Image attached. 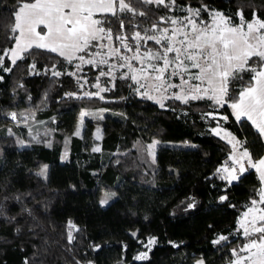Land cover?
Instances as JSON below:
<instances>
[{
	"label": "trees",
	"instance_id": "16d2710c",
	"mask_svg": "<svg viewBox=\"0 0 264 264\" xmlns=\"http://www.w3.org/2000/svg\"><path fill=\"white\" fill-rule=\"evenodd\" d=\"M25 1L30 0H0V55L13 42L14 12ZM202 4L221 11L233 24L241 22L238 12L248 20L255 11L264 20V0H176L170 7L134 3L145 16L120 13L96 18L106 19L104 26L113 34L130 37L135 30L159 24V17L178 18L186 13V5ZM209 15L210 11H201L196 19L206 21ZM76 60L69 63L34 47L15 65L5 56L0 66V264H196V259L230 264L233 249L245 238L238 234L236 217L257 199L259 180L251 168L232 184L220 178L216 170L227 162L230 145L210 127L220 124L228 129L253 159L264 150L259 132L246 117L237 121L228 105L215 106L227 120L208 116L214 106L207 99L182 103L170 98L162 108L137 93L119 70L111 83L104 80L107 91L84 96L78 92L79 76L91 88L100 67L81 64L75 71ZM33 63L36 68L31 72ZM53 71L61 75L54 76ZM243 75L245 83L250 80V73ZM232 87L238 95L241 82ZM20 102L33 118L51 124L48 138L20 144L16 134L24 128L6 130L10 106ZM82 106H101L104 111L83 117L81 133L69 135L66 155L61 157L64 135ZM94 125L107 128L98 152L89 150ZM152 137L183 143L158 142L153 160L146 147ZM45 165V174L39 175ZM105 191L115 195L101 206L99 197ZM221 196L227 199L221 201ZM190 203L193 208H188ZM69 220L78 231L69 228ZM69 231L74 236L71 242ZM220 236L227 239L214 244ZM150 237L156 243L146 247ZM143 252L147 259H136Z\"/></svg>",
	"mask_w": 264,
	"mask_h": 264
},
{
	"label": "snow or ice",
	"instance_id": "6c2138e0",
	"mask_svg": "<svg viewBox=\"0 0 264 264\" xmlns=\"http://www.w3.org/2000/svg\"><path fill=\"white\" fill-rule=\"evenodd\" d=\"M134 3L170 7L176 4V0H34L31 3L22 2L14 13V25L11 27L12 32L19 34L13 37L14 47L5 49L4 54L0 55V66L4 64L5 56H8L9 52L11 63L15 65L34 47L56 53L69 63L75 58L81 64L93 66L109 64L105 57L118 56L123 61L118 64V67L128 69V72L124 73L121 78H130L138 84L139 88L136 89L138 93L146 85L155 91L163 89L165 92L170 88H181V91L173 93L172 97L162 95L157 98L149 95L148 91L140 93L159 103L162 108L165 106L163 101L170 98L180 100L182 103L207 99L212 101L214 106V111L207 115L215 119V106L228 105L237 121L246 117L259 132L260 137L264 138V20L260 19L254 11L253 19L249 22L244 19L242 12H238L241 23L233 24L230 17L225 16L219 10H209L207 5L202 4L200 8H191L186 5L185 10L189 13L188 16L179 20L159 17L160 21L167 19L174 26L171 30L167 27L160 28L159 24L154 22L151 29L144 30L143 36L141 32L135 31L129 37L122 34L114 36L112 28L104 26L108 21L96 18L97 14L118 16L120 13H132L133 17L145 16L146 12L138 10L133 6ZM201 11H210L211 23L196 19ZM178 24L180 26L176 27ZM38 26H43L46 31H38ZM120 28L123 32L124 20L120 21ZM152 30H155L158 35H149L148 32ZM113 37L119 41V47L97 43L103 39L113 40ZM129 40L134 43H129ZM148 41H155V44L161 47L156 50L145 48ZM90 47H99L107 51H97L90 54L92 58H86ZM121 47L128 52H133V55H124ZM142 48H144L143 52H141ZM78 53L84 54L77 55ZM96 57L99 59H95ZM133 61H136L140 67L134 66ZM76 67L79 69L80 65ZM115 67L117 65H109V71H101L100 76H111ZM35 68V63L30 65L31 72H34ZM193 69L196 71L193 72ZM4 71L8 72L11 69L4 68ZM244 73L251 74L250 80L246 83ZM53 75L59 76L61 73L53 71ZM69 75H75V73H69ZM176 76L181 78L180 85L170 83L172 77ZM0 79L3 78L0 77ZM237 80L241 82L238 95L232 87ZM97 81L98 83L93 86L98 87L99 91L85 92L84 96H99L100 92L108 90L100 87L99 77ZM190 81H199V83H190ZM183 86H187L186 91ZM66 95L75 94L67 93ZM100 98L103 99V97ZM10 115L13 119L16 118V113H10ZM85 115L88 113H81V117ZM221 118L228 119L227 116ZM211 131L217 136H221L223 132L222 138L227 139L232 147V154L228 157L232 161V166L229 167L226 164L217 168L216 172L221 174L220 178L232 184L251 168L256 170L261 184L264 185V156L254 160L247 146L237 153V148L242 145V141L237 140L232 133L220 129L219 126L212 128ZM75 134L79 135V130ZM96 138H100L99 129H97ZM157 143L154 140L148 145L149 154L153 156V160ZM92 150L98 152L100 148L94 147ZM245 161L247 166H245ZM46 168V165L43 166L38 174L44 175ZM114 195L115 193L105 194V198L100 201L101 206L106 205L110 196ZM259 195L260 200L253 199L252 207H249L242 214V218L237 221L243 229L247 243L243 244L239 252L233 249L236 259L230 264H264V208L256 207L258 203L264 204V187L259 190ZM225 199H227L226 196L220 197L221 201ZM193 207L194 203L188 204V208ZM2 214L3 211L0 208V215ZM250 214H253L251 220L248 219ZM68 226L71 230H79L71 220L68 221ZM135 235L133 233V236ZM68 239L69 242L74 239L72 231H69ZM225 239L227 238L220 236L213 243L218 244ZM155 243L156 238L150 237L146 247ZM245 252L247 255H242ZM147 257L148 253L143 252L136 259L143 260ZM197 264H203V261H198Z\"/></svg>",
	"mask_w": 264,
	"mask_h": 264
},
{
	"label": "rangeland",
	"instance_id": "374dc122",
	"mask_svg": "<svg viewBox=\"0 0 264 264\" xmlns=\"http://www.w3.org/2000/svg\"><path fill=\"white\" fill-rule=\"evenodd\" d=\"M188 15H189V13L186 11V13L184 15H182V16H180L178 18H174V17H172V18L179 20V19H181V18H183L185 16H188ZM252 19H253V16L251 18H249L248 20H246V21H249L250 22V21H252ZM205 22L211 23V17H210V15H209L208 20H206ZM240 23H237V24H240ZM159 26H160V28L167 27L170 30H171L172 27H174L173 25L170 24V22L168 20L160 21L159 22ZM179 26H180L179 24L176 25V27H179ZM245 30H246V26H245ZM43 31H46V29L44 28ZM135 31H137V30H135ZM135 31H133L131 33V35ZM139 32H141V35L142 36L144 35V31H139ZM115 34H121V33H115ZM115 34H114V36H115ZM148 34L149 35H158V33L155 30L149 31ZM128 42L129 43H134L131 40H129ZM97 43L107 44L109 47H119L120 46L119 41H116L114 39V37H113V40L103 39V40L98 41ZM253 43H255V41H253ZM14 45H15V43L11 44L6 49H11L12 47H14ZM160 47H161L160 45H156L155 44V41H148L146 43V45H145V48H151L153 50L159 49ZM97 51H107V49H100L99 47H90L88 49V54H86V58H92L90 54L91 53H94V52H97ZM143 51H144V48L141 49V52H143ZM121 52L124 55H128V56L133 55V52H128L127 50L123 49L122 47H121ZM81 54H84V53H78L77 55H81ZM10 55H11V53L9 52V55H8L9 58H10ZM105 58L108 59L109 64H98L100 68H99L96 76L94 77V79L90 83L91 86H92L91 88L89 87V84L88 83L87 84L85 83V77L83 75L82 76H79L80 80H79V91L78 92H80V93H85V92L95 93V92H98L99 91V88L93 86V85H96L98 83L97 77H99V85H100V87H103L104 88V85H105L104 84V80H106L107 83H111L112 77H113L114 72L116 70H119L122 73L128 72V69L126 67L125 68H119L118 67V64L123 63V61L120 60V58L118 56H116V57L108 56V57H105ZM95 59L98 60L99 57H96ZM132 63H133L134 66L140 67V65L136 61H133ZM76 65H81V62L78 59L76 60ZM109 65H117V67L114 68L112 75L111 76H100V72L101 71H103V72H108L109 71ZM76 70H78V69L75 66V71ZM192 71L195 72L196 70L193 69ZM180 79L181 78L179 76L172 77L170 83H173V84H176V85H180ZM132 82H133V86H134L135 90L137 88H139V85L138 84H136L134 81H132ZM141 83H144V81H141ZM190 83H199V81H190ZM165 87H166V85H165ZM183 87H184V89L186 91L187 90V86H183ZM144 91H148L149 95H152V96H155L157 98H160L162 95H165V96H173V93H179L181 91V88L180 87L170 88V89H168L165 92L163 89H161L160 91H155L150 86L146 85L145 88L140 89V93H142ZM21 106H24L22 104V102L15 103L13 106H10V110H9L8 114L10 115V113H16V118L15 119L11 118L10 121H7L5 123L6 124V130L12 131V130H14V127H19V129L21 127H23L24 129H20L19 130V133L16 134L17 135V138H18V141H19L20 144H23L26 141L31 140V139L32 140L33 139H42L43 140L44 138L45 139L48 138L49 137L50 128H51V124L49 122H47V121H44L43 118H41V119H35V118H33L32 117L33 116L32 112L30 110H28L27 108H22ZM19 107H20V109H19ZM103 111H104V107H101V106H82V107H80L78 109L77 116H76V118L74 120V124H73L72 129L68 133H66L64 135V138H63V146H62V151H61L62 152V156L61 157H64L66 155V151L68 149L69 135L70 134H75L77 132V130H79V134L81 133V127H82V124H83V117H84V116L81 117V113L82 112H86V113H88V115H98V114H101ZM209 112H213V111H208L207 113H209ZM215 113H216V115H220L221 117L225 116V114L224 113H221V112L215 111ZM218 126H219L220 129H224L227 132H230L228 129L224 128L220 124H214L210 128L211 129L212 128H217ZM97 129H99V137L107 131V128L106 127L100 126V125H94L91 128V139L92 140H91V144L89 146V150H92L94 147H99L100 148V138L99 139L96 138L97 137ZM230 133H232V132H230ZM232 135L234 136L233 133H232ZM222 136H223V132H221V138H222ZM154 140L157 141V142H166V143H175V144H182L183 143L181 141H173V140L159 141V140H157V138L152 137L150 139V141H148L147 144H146L147 150H148V145L151 144ZM224 140L227 141V139H224ZM21 141L23 143H21ZM239 152L240 151L237 148V153H239ZM148 153H149V150H148ZM230 154H232V147H231V145H230V150L228 152V156ZM226 164L229 167H231L230 161L229 162H226ZM226 164H222L221 166H224ZM260 187L262 188V187H264V185L261 184ZM105 194H109L110 195V192H108V191L107 192L106 191L103 192L102 193V197L101 196L99 197V202L101 201V199L105 198ZM256 200L257 201L260 200L259 189H258V197H257ZM249 207H252L251 203L246 204L244 206V208L240 211V213L238 214V216L236 217L235 227L238 229V234L239 235H243L244 236L243 229L240 228V226H239V224H238L237 221L242 218V214L244 212H246ZM256 207L257 208H264V204L258 203L256 205ZM252 215L253 214H250L249 215V217H248L249 220H251ZM244 243H247V238H244L242 240V242L239 244V247L236 248V250L238 249L237 252H239L240 248H242V246H243ZM242 255H247V253L246 252L245 253H242ZM234 259H236V257L232 254V257H231L230 261H232ZM198 261H200V260L196 259L195 260V263L197 264Z\"/></svg>",
	"mask_w": 264,
	"mask_h": 264
},
{
	"label": "crops",
	"instance_id": "0c3cea01",
	"mask_svg": "<svg viewBox=\"0 0 264 264\" xmlns=\"http://www.w3.org/2000/svg\"><path fill=\"white\" fill-rule=\"evenodd\" d=\"M26 2H29V3H31V2H34L33 0H30V1H26ZM16 10H18V7L16 8ZM15 10V11H16ZM15 13V12H14ZM14 24V23H13ZM37 29L39 30V31H41V30H43L44 28H43V26H38L37 27ZM19 33L18 32H15V36L16 35H18ZM13 43H15V40L13 39V42L11 43V44H13ZM229 107V106H228ZM229 110H230V113L232 114V109L229 107ZM233 115V114H232ZM234 116V115H233ZM235 117V116H234ZM251 122V121H250ZM252 124V123H251ZM221 137V136H220ZM262 140H263V142H264V138H262ZM238 149H239V151H242L243 149L242 148H239L238 147ZM261 156H264V150H263V152L261 153V155L260 156H258L257 158H254V160L255 159H259ZM229 157V156H228ZM229 161H231V160H227V162H229ZM224 164H226V163H224ZM255 170V169H254ZM255 172H256V170H255ZM256 174H257V177H258V180H259V174L256 172ZM261 186V182H260V180H259V190H260V187Z\"/></svg>",
	"mask_w": 264,
	"mask_h": 264
},
{
	"label": "built area",
	"instance_id": "2783aa9c",
	"mask_svg": "<svg viewBox=\"0 0 264 264\" xmlns=\"http://www.w3.org/2000/svg\"><path fill=\"white\" fill-rule=\"evenodd\" d=\"M230 163H231V166H232V161H230ZM245 163V166H247V162L245 161L244 162ZM222 166H220L219 168H221ZM238 167V166H237Z\"/></svg>",
	"mask_w": 264,
	"mask_h": 264
}]
</instances>
